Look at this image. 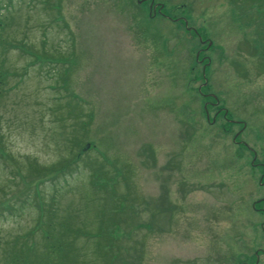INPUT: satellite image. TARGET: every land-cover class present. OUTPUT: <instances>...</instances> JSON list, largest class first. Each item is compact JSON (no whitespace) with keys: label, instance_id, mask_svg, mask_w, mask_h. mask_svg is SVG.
Returning a JSON list of instances; mask_svg holds the SVG:
<instances>
[{"label":"rangeland","instance_id":"obj_1","mask_svg":"<svg viewBox=\"0 0 264 264\" xmlns=\"http://www.w3.org/2000/svg\"><path fill=\"white\" fill-rule=\"evenodd\" d=\"M251 4L0 0L1 38L26 46L1 55L0 264L45 252L48 210L69 264H264Z\"/></svg>","mask_w":264,"mask_h":264},{"label":"trees","instance_id":"obj_2","mask_svg":"<svg viewBox=\"0 0 264 264\" xmlns=\"http://www.w3.org/2000/svg\"><path fill=\"white\" fill-rule=\"evenodd\" d=\"M247 1L251 2L252 3L251 5L254 4L257 5L255 12L257 17L260 18L262 21L261 36L263 41L260 44L264 46V0H247ZM2 27L3 25L0 22V31L2 30ZM22 46L26 48V46H24V43L18 45L11 41L1 38L0 36V96L4 93L3 88L6 85L7 78L13 76L12 75L13 73L11 72L10 68L6 66L4 59L1 57V55H3V53H6L8 48L14 50V48L20 49ZM76 157H74L73 160H67L68 161L67 168H69L73 163H75ZM60 169L62 170L65 168L61 167ZM44 170H41L42 173L47 175L55 173V171L49 170V168L45 170L46 172H44ZM46 214L48 215L47 220L43 221L42 218L39 219L37 225L35 226V230L29 231L30 235L33 234L34 232H41L42 234L41 238L45 245V250H44L45 252L40 254L38 257L34 258L35 257L34 242H31L32 248L29 247L28 249L25 250L22 247V249L18 252L12 251V253L9 254V256H11L10 260L6 261L7 264H69L70 262H72V260L74 261L76 256L71 253L73 250V246H72L73 244L65 240L68 234V230L63 226H61L60 224L59 225H56L55 223L52 224L51 220L53 219L50 210H48ZM54 224L55 226L53 227ZM57 226L60 228L56 229ZM76 235L77 233H74L73 237H75Z\"/></svg>","mask_w":264,"mask_h":264},{"label":"water","instance_id":"obj_3","mask_svg":"<svg viewBox=\"0 0 264 264\" xmlns=\"http://www.w3.org/2000/svg\"><path fill=\"white\" fill-rule=\"evenodd\" d=\"M185 26H186V22H185ZM188 30V29H187ZM206 85V82L204 83V86ZM207 120H208V115H207Z\"/></svg>","mask_w":264,"mask_h":264}]
</instances>
